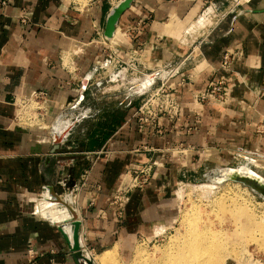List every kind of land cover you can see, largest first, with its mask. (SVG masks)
<instances>
[{"label": "crops", "instance_id": "1", "mask_svg": "<svg viewBox=\"0 0 264 264\" xmlns=\"http://www.w3.org/2000/svg\"><path fill=\"white\" fill-rule=\"evenodd\" d=\"M211 1L224 15L200 27L207 0H91L84 9L69 0H0V264H78L54 222L69 215L66 207L34 199L50 186L62 198L79 187L72 205L82 220V248L103 264V253L128 258L137 238L172 219L174 190L183 177L238 163L234 156L242 149L264 155V136L257 132L264 121V0L232 12L230 0ZM110 47L120 51L106 70ZM135 48L138 54L130 55ZM227 51L240 53L230 68L221 66ZM125 62L135 67L124 68ZM131 70L144 75L132 77L140 100L152 78L155 87L175 72L170 81L178 88L181 115L175 123L163 120L164 137L138 127ZM119 71L125 74L109 79ZM219 77L228 80L227 104L206 103L196 118L193 93ZM39 90L49 95L42 126L19 125L16 100ZM58 118L61 131L68 125L70 131L57 147ZM87 118L92 126L83 124ZM178 143L194 147L187 158L172 150ZM151 156L158 164L153 178L126 195L118 214L113 194L125 173ZM86 170L89 180L81 187Z\"/></svg>", "mask_w": 264, "mask_h": 264}, {"label": "rangeland", "instance_id": "2", "mask_svg": "<svg viewBox=\"0 0 264 264\" xmlns=\"http://www.w3.org/2000/svg\"><path fill=\"white\" fill-rule=\"evenodd\" d=\"M90 1L91 0H69L72 6L81 9H84ZM134 72L136 71L131 70L130 76H128L127 79L130 84L131 97L134 98L135 103H138L141 100L138 98V94L134 91V88H136L135 86L137 85V79L133 80L132 77H134V75H144L138 71L136 73ZM123 74H125L124 71L114 72V74L110 73L109 79L110 77L114 79L116 76ZM100 104H106V101L102 99L100 100ZM92 123L93 121L90 118H87L84 120L83 124L88 127L90 125L92 126ZM79 134H81L80 131ZM249 160L252 164L259 165L255 159V163L253 160ZM243 161L244 157L240 156L236 159V162L238 163L233 162L231 165L235 166L236 164H241ZM252 167L264 177V168ZM206 171V169L199 170L198 172L193 173L192 176L188 174L178 181L174 190L173 201L175 211L172 219L163 223L161 226H158L153 235L137 238L131 245L128 258L122 260L116 252L117 258H111L108 260L107 264H162L165 260V255H169V253L172 252L174 253L175 251L173 250L177 249L178 244L180 245V240L177 241V239H181V236L183 237L187 232L186 223L190 215L197 219L205 220L206 224L204 225H207L206 228L211 227L217 230L223 228L224 232H227L228 234L233 230L235 231V227H237L235 222L236 218L230 212L229 207L230 201L233 202L234 199L235 202L231 203L237 205L241 203L240 205L242 207L246 206L247 208L245 207V209H247L251 215L253 214V221L250 227V224L248 223L250 219H248L246 215L238 217L239 226L237 232L231 236L227 233L223 235L225 239L231 237L230 240L232 241L229 242H235V249L237 250L234 255L232 254L226 257L223 261L226 262L232 259L243 264H264V198L240 182L226 181L223 183H213L207 181L205 177ZM205 187H207V189H205ZM227 197L232 200L227 199ZM38 198L40 199L41 197ZM36 201L38 200L36 199ZM245 203L246 205H243ZM195 214L197 216H195ZM207 221H209L211 225ZM242 224H244V226H242ZM247 224H249V226ZM245 225H247V227ZM240 230H243V232ZM138 250H140V253H138Z\"/></svg>", "mask_w": 264, "mask_h": 264}, {"label": "built area", "instance_id": "3", "mask_svg": "<svg viewBox=\"0 0 264 264\" xmlns=\"http://www.w3.org/2000/svg\"><path fill=\"white\" fill-rule=\"evenodd\" d=\"M207 1V4H209L208 6L213 7V1ZM248 1L249 0H230L231 4L229 11L232 12L237 10L240 6L244 5ZM208 6L204 8L203 12L201 13L202 15H200L199 17V19L204 20V23L200 27H205L209 25L211 26L214 23L218 22V20L224 15L221 14L220 11L216 10L214 7L210 9ZM20 17L21 21H28V16L26 14H22ZM119 51V47L108 48L109 55L102 67L107 70V68L111 65H115L116 60L119 56ZM138 52V48L132 49L130 55L135 56L138 54ZM239 54L240 53L237 51L225 52L222 57L221 66L224 68H230L233 60ZM129 65H131L133 68L135 67L132 63L128 64L125 62L124 68ZM121 69H123V66H121ZM174 73L175 72L172 71L166 77H161L160 83L155 87V79L152 78V81L149 82L144 87V90L141 91V95H143V97L139 103V106L134 112V117L136 118L140 131L147 133L150 136H165L168 129L163 123L164 119L174 123L180 120L181 100L178 95V88L175 82L170 81L171 76ZM228 90V80L226 78L219 77L216 79L209 80L204 89L194 92L192 95V102L195 106V117L200 119V117L202 116L201 107L204 106L206 103L210 102L219 106L227 104L229 100ZM48 103L49 95L44 90H39L35 92L33 96L29 99L25 97H19L16 100L18 113L16 115L15 121L19 125L27 127L42 126ZM257 132L260 135L264 136V121L257 125ZM172 147V150L180 159L187 158L189 153L194 150V147L184 143L174 144L172 145ZM142 148L147 152L155 151L154 148L149 147L147 144L142 145ZM243 155L256 159L259 161L260 164H262H251V166L264 168V155H253L249 151L242 149L241 151L237 152L234 158L238 159V157H243ZM260 156H262V158ZM157 166L158 164L155 160H153L151 156L146 162L133 166L131 169H129V171H127V173H125L121 184L117 188L116 192L113 194L111 201V205L116 208L118 214H122L126 195L134 189H145L153 178ZM89 175V170H86L83 174V181L81 183V187L87 185ZM78 190L79 187L77 186L71 189V194H69L71 204H73L72 194L74 191ZM39 197L45 198L47 197V193L42 192ZM34 199L35 201L36 199L39 200L38 197ZM38 202L39 201H36L37 204Z\"/></svg>", "mask_w": 264, "mask_h": 264}, {"label": "bare ground", "instance_id": "4", "mask_svg": "<svg viewBox=\"0 0 264 264\" xmlns=\"http://www.w3.org/2000/svg\"><path fill=\"white\" fill-rule=\"evenodd\" d=\"M203 21L204 20L198 19L197 25L201 26L204 23ZM149 81H150V79H149ZM60 125H61V121H60V123H58V125L55 126V128H57L58 132L63 130V129H61ZM61 132H63V131H61ZM249 159L253 160L254 163L256 161L259 163L258 160L255 159L256 161H254L253 158L249 157L245 161L246 163L248 162L247 164H252ZM255 165H257V164H255ZM259 165H261V164L259 163ZM205 189H207V187H205ZM179 194H180V192H179ZM227 199H229V197H227ZM231 202L232 201H230V204H229L230 205L229 206L230 212L236 218L235 222L237 224V227H235V231L233 230L231 233L228 234L227 232H224L223 228L218 229V230L213 229L211 227L206 228L207 225L206 226L204 225V224H206L205 220H202L199 218L197 219L196 217L190 215L189 218L187 219V223H186L187 224V226H186L187 232L185 233V235L183 234L184 235L183 237L181 236V239L180 238L177 239V241L180 240L179 241L180 245L178 244L177 249L173 250V251H175L174 253L172 252L173 254L169 253V255H165L167 258L165 257V260L163 261V263L162 262L161 263L162 264H223V263H225L223 261V259H225L226 257H228L232 254L234 255L237 252V250L235 249L236 243L234 242L235 243L234 244L232 242H229V241H232V240H230L231 237L230 238L227 237L225 239V237L223 235L225 233H227L229 236H231V235L235 234V232H237L238 226H239L238 217L246 215L248 217V219L251 220V221L249 220V222H248L250 224V227H251V223L253 221V214L251 215L248 212V210L245 209L246 206L242 207L240 205L241 204L240 202H239L240 204L238 203L239 205H237L235 203L232 204L233 202H235V199L232 203ZM243 205H246V203ZM66 209L69 212L67 207H66ZM70 215L71 214L69 212V215L67 217H70ZM195 216H197V215L195 214ZM64 218H66V217H64ZM207 222L210 223L209 221H207ZM223 222H224V220H223ZM249 224H247V225L249 226ZM210 225H211V223H210ZM247 225H245V226L247 227ZM242 226H244V224H242ZM241 229H243V228H241ZM240 231L243 232V230H240ZM67 232L71 233L69 231H67ZM140 250H138V253H140ZM100 257H101L100 261L104 264V263H107L108 260L111 259L112 255H110L108 252H105Z\"/></svg>", "mask_w": 264, "mask_h": 264}, {"label": "water", "instance_id": "5", "mask_svg": "<svg viewBox=\"0 0 264 264\" xmlns=\"http://www.w3.org/2000/svg\"><path fill=\"white\" fill-rule=\"evenodd\" d=\"M123 3L115 6L112 9L111 16L115 17L120 12ZM86 84V83H85ZM87 85H84V88ZM61 119L58 118L53 127V135H54V143L56 146H60V144L66 138L67 133L70 131L68 127L63 132H58L57 128H55L58 123H60ZM245 161L249 156L243 155ZM242 162L241 164H237L235 166H224L221 168L211 169L205 173V177L207 181L213 183H223L226 181H236L243 183L248 186L255 193L259 194L262 198H264V177L256 172L251 164H247L246 162ZM47 199L52 204H62L68 208L70 212V217L64 218L62 221H54L59 224V230L61 231L66 243L69 245L72 257L74 260L80 264V260H84L87 264H95L92 257L87 256L82 248L83 237L80 232L82 220L79 218L78 210L74 207L70 199L68 197L62 198L58 195L53 186L47 188ZM67 227H70L71 233L67 232Z\"/></svg>", "mask_w": 264, "mask_h": 264}]
</instances>
